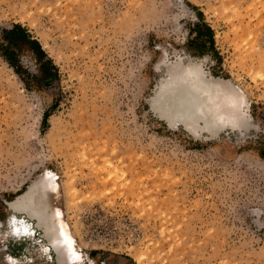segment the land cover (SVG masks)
<instances>
[{
    "label": "rangeland",
    "instance_id": "obj_1",
    "mask_svg": "<svg viewBox=\"0 0 264 264\" xmlns=\"http://www.w3.org/2000/svg\"><path fill=\"white\" fill-rule=\"evenodd\" d=\"M199 11L215 56L189 50ZM14 24L47 58L6 45ZM187 64L240 91L247 126L153 109ZM262 155L264 0H0V264H59L7 204L36 182L65 264H264Z\"/></svg>",
    "mask_w": 264,
    "mask_h": 264
},
{
    "label": "bare ground",
    "instance_id": "obj_2",
    "mask_svg": "<svg viewBox=\"0 0 264 264\" xmlns=\"http://www.w3.org/2000/svg\"><path fill=\"white\" fill-rule=\"evenodd\" d=\"M166 86L167 90L158 94L162 98L159 104L153 103L151 106L157 112L160 110L158 113L165 119H176L193 133H212L223 126L241 130L248 125L244 117L240 122V117L245 114L244 98L240 91L229 80L208 76L196 64L184 65L180 71L171 74L170 83ZM40 191L38 182L32 183L7 204L12 211L27 215L39 229H43L45 239L52 242L58 253L59 264H65L55 239L57 228L52 207L50 204L48 207L43 205ZM43 192L45 195V189Z\"/></svg>",
    "mask_w": 264,
    "mask_h": 264
},
{
    "label": "trees",
    "instance_id": "obj_3",
    "mask_svg": "<svg viewBox=\"0 0 264 264\" xmlns=\"http://www.w3.org/2000/svg\"><path fill=\"white\" fill-rule=\"evenodd\" d=\"M194 8L196 9V7ZM196 16L199 21L191 29L192 33L195 32V36L188 40L189 50L193 57H203L205 55L215 56L214 31L210 25L204 22L202 12H197ZM2 40L8 47L19 44L26 45L34 53L38 61L47 58L40 42L34 39L21 24H14L10 29H2ZM12 68L17 74H21L18 65H12ZM261 157L264 158L263 155Z\"/></svg>",
    "mask_w": 264,
    "mask_h": 264
},
{
    "label": "snow or ice",
    "instance_id": "obj_4",
    "mask_svg": "<svg viewBox=\"0 0 264 264\" xmlns=\"http://www.w3.org/2000/svg\"><path fill=\"white\" fill-rule=\"evenodd\" d=\"M49 176L51 177L52 174L49 173ZM18 232H19V230H17V234H18ZM61 234L64 235L63 232ZM64 243L67 245L69 252L72 253L73 255H75V253L73 252V243H74L73 240L69 236L64 235Z\"/></svg>",
    "mask_w": 264,
    "mask_h": 264
}]
</instances>
